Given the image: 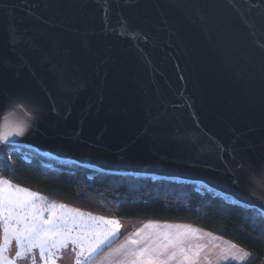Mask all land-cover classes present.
<instances>
[{"label": "water", "instance_id": "95a60500", "mask_svg": "<svg viewBox=\"0 0 264 264\" xmlns=\"http://www.w3.org/2000/svg\"><path fill=\"white\" fill-rule=\"evenodd\" d=\"M6 117L3 145L264 217V0H0Z\"/></svg>", "mask_w": 264, "mask_h": 264}, {"label": "trees", "instance_id": "16d2710c", "mask_svg": "<svg viewBox=\"0 0 264 264\" xmlns=\"http://www.w3.org/2000/svg\"><path fill=\"white\" fill-rule=\"evenodd\" d=\"M5 147L0 144L1 159ZM28 152L30 160L14 154L1 176L57 203L104 218L180 223L215 233L248 252L244 264H264V217L255 210L198 186L102 174Z\"/></svg>", "mask_w": 264, "mask_h": 264}, {"label": "snow or ice", "instance_id": "6c2138e0", "mask_svg": "<svg viewBox=\"0 0 264 264\" xmlns=\"http://www.w3.org/2000/svg\"><path fill=\"white\" fill-rule=\"evenodd\" d=\"M25 131L23 124L6 117L0 124V143L8 142L9 137L14 135L22 136ZM37 197V193L14 186L9 180L0 179V229L3 233L0 243V264H17L18 260L26 258L33 249H39L44 264H57L56 253L66 248L69 242L79 249L76 264H80L79 257L85 260L92 258L108 246L111 238L119 231V221L104 217L96 218L90 215L88 217L102 222L103 227L78 222L76 217L85 216L78 210H69L74 213L73 215H58L52 211L51 217L45 219L42 209L35 203ZM51 207L55 209L57 206ZM59 208L65 209L66 206L59 205ZM150 227L159 226L145 225V228ZM163 227L168 229L172 226ZM142 231L143 229L136 232L126 244L112 254L123 257L119 264H170L171 261L191 264L193 255L182 246L183 236L185 231L195 230H178L174 234L157 233L155 239L141 236ZM13 241L17 245L15 258L7 255L11 251ZM170 248L176 250L169 253ZM196 255L198 256V253ZM243 257L247 258L248 253H243ZM30 264H36L35 257Z\"/></svg>", "mask_w": 264, "mask_h": 264}, {"label": "crops", "instance_id": "0c3cea01", "mask_svg": "<svg viewBox=\"0 0 264 264\" xmlns=\"http://www.w3.org/2000/svg\"><path fill=\"white\" fill-rule=\"evenodd\" d=\"M4 180H9L3 178ZM11 181V180H9ZM14 186H19L11 181ZM21 187V186H19ZM23 188V187H21ZM26 189V188H24ZM29 190V189H27ZM30 192L37 193L35 191L29 190ZM38 194L35 203L39 209H42L43 216L45 219L51 217L52 211H55L58 215H73L74 213L69 212V210H78L70 206H66L65 209H60L59 205H64L57 203L42 194ZM56 205L57 207L53 209L51 206ZM80 213H84V217H76L77 221H83L87 225H99L103 227V223L94 219H89L91 217H102L88 212H83L78 210ZM110 220L119 221L120 228L117 234L111 238L108 246L104 247L98 254L94 255L92 258L85 260L83 257H79L80 264H119L123 259L122 256L112 255L115 250L119 249L122 245L126 244L130 237L141 229V236H148L150 239H155L157 233L169 232L176 233L179 231H184L186 229H193L194 232H186L183 236V247L193 255V260L191 264H244L249 259L248 257H243V253L246 251L231 241H228L221 236L211 233L205 230H201L197 227L180 224V223H169V222H155V221H137L119 218H105ZM145 225H157L159 227L145 228ZM169 225L171 228L165 229L163 226ZM179 226V227H177ZM79 227V224H78ZM2 229H0V243H2ZM233 245L235 247H233ZM176 249L170 248L169 253L175 251ZM17 251V245L13 241L11 245V251L7 253L11 258H15V252ZM55 251V250H54ZM79 249L73 245L71 242L68 243L66 248L61 249L56 253L57 264H76L78 259ZM198 253V256L196 255ZM248 253V252H246ZM167 255V254H166ZM35 257L36 264H44L40 257L39 249H33L31 253L24 259L17 261V264H30L32 258ZM170 264H178L177 261H171Z\"/></svg>", "mask_w": 264, "mask_h": 264}, {"label": "rangeland", "instance_id": "374dc122", "mask_svg": "<svg viewBox=\"0 0 264 264\" xmlns=\"http://www.w3.org/2000/svg\"><path fill=\"white\" fill-rule=\"evenodd\" d=\"M1 144V143H0ZM3 145V144H1ZM6 146V145H3ZM7 147V148H6ZM4 150V152H6V154L4 155L3 159L0 158V171L2 170V168L5 166V164L7 162H13V156L15 155H19V157L21 156L22 159L24 160H30V158L32 157V154L27 151H21L19 154V151L16 150H12V148H8L9 146H6ZM7 157V158H6ZM50 162H52L51 159H49ZM4 177L1 176V172H0V179H3Z\"/></svg>", "mask_w": 264, "mask_h": 264}, {"label": "built area", "instance_id": "2783aa9c", "mask_svg": "<svg viewBox=\"0 0 264 264\" xmlns=\"http://www.w3.org/2000/svg\"><path fill=\"white\" fill-rule=\"evenodd\" d=\"M17 150L19 151V153L21 152V149L20 148H17ZM16 151V150H15Z\"/></svg>", "mask_w": 264, "mask_h": 264}]
</instances>
